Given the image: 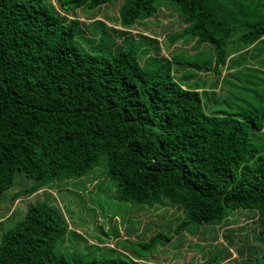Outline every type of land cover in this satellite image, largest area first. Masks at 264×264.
Instances as JSON below:
<instances>
[{"label":"trees","instance_id":"trees-1","mask_svg":"<svg viewBox=\"0 0 264 264\" xmlns=\"http://www.w3.org/2000/svg\"><path fill=\"white\" fill-rule=\"evenodd\" d=\"M112 1L0 0V200L16 171L33 183L15 192L13 202L102 163L118 199L151 205L167 199L188 222H222L230 210H254L264 245L258 134L264 102L208 113L200 86L176 76L189 67L217 76L220 67H247L249 56L264 55L263 0H172L184 28L169 36V45L186 35L208 44L203 65L161 55L158 40L144 32L139 38L147 42L134 41L130 29L156 14L154 0H123L119 30L94 19L87 33L74 16ZM67 230L58 208L30 203L1 234L0 264H124L56 253ZM227 238L246 264H264V250Z\"/></svg>","mask_w":264,"mask_h":264},{"label":"rangeland","instance_id":"rangeland-1","mask_svg":"<svg viewBox=\"0 0 264 264\" xmlns=\"http://www.w3.org/2000/svg\"><path fill=\"white\" fill-rule=\"evenodd\" d=\"M122 1L115 0L97 9H77L74 16L87 24V33H91L94 19L119 30L118 9ZM238 1L243 0H232ZM154 4L156 14L138 21L130 29L134 41L147 42L139 38V33L144 32L158 40L163 56L184 58L199 65L208 61L209 45H197L187 35L169 45V36L184 28L179 7L172 0H154ZM114 38L118 43L123 42L120 36L114 35ZM233 54L235 58L240 57L239 53ZM261 61L264 62V55L258 59L249 56L247 67L228 69L223 66L217 76L213 71H198L197 67L179 69L176 76L178 79L184 75L188 86H200L208 113L237 111L264 102ZM258 134L264 138V131ZM32 183L33 180L21 171L15 172L12 185L0 200V238L3 231L22 217L27 205L44 200L63 213L68 225L55 248L56 253L66 258L113 259L124 264H246L237 256L234 246H230L227 236L235 240V245H252L264 250L256 236L254 210H230L222 222H188L187 213L167 199L152 205L118 199L116 181L106 175L102 163L78 179L50 180L44 189L13 202L14 193ZM226 248L231 252L229 257L225 255Z\"/></svg>","mask_w":264,"mask_h":264}]
</instances>
